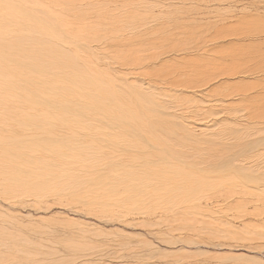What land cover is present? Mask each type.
Segmentation results:
<instances>
[{"label":"rangeland","instance_id":"obj_1","mask_svg":"<svg viewBox=\"0 0 264 264\" xmlns=\"http://www.w3.org/2000/svg\"><path fill=\"white\" fill-rule=\"evenodd\" d=\"M84 1L86 3H89L88 1L92 2V0ZM84 1L82 0L81 2H83L82 5L85 8L86 3ZM100 1L95 0L93 2V5L95 4L94 8L97 9L98 7V11H102L103 13L105 11L106 14L108 12L109 14H113V11L116 12L113 9L116 4L119 5H116L117 14H113L115 19L114 24L117 25L113 26L117 28L120 24L119 30L121 32L114 30L111 34V36L113 35L112 38L115 45L112 40V44H110V40H107V42L106 40L105 42L100 40L99 43L102 44L99 50L84 46L85 49L81 47L82 52L80 51L81 49L77 48L80 55L79 59L80 61L83 60L81 56H85L91 49L87 53L88 56H92V58H95L93 60H98L101 64L95 61L96 66L92 65L95 62L93 60L89 61L92 58L90 57L91 59H89L87 55L85 57L88 59L83 57L84 61L89 62L91 65L87 62L82 63L83 61L81 63L83 65L86 64L89 70L91 68L93 71H97L93 72L90 70L94 75L99 78L101 77V80L107 81L110 84L108 87L125 90L128 96L126 106L136 115V118L133 117L132 122L138 121L141 125L138 129L142 130L132 128V133L129 132L130 134L128 131L123 132L120 120H116L118 122L115 125L116 131H119V134L126 132L125 134L129 137L126 138L136 137V140L140 138V132H148L146 134H148L149 140L151 139L153 143H157L158 141L164 146L162 150L152 151L153 143H150V140V142L148 141V148L150 150H144L142 147V151L145 154H134L131 150L132 147L126 150L127 154L125 151L123 153L119 152V157L128 156L127 158H133L135 161H138L139 158L142 164L139 161L132 162L133 164L137 163L134 166L132 163H129L128 168L130 167V170L126 169L127 171L131 172L136 167L134 168L135 171H132L134 174H130V176L134 178L136 173L139 176L141 174L142 180L140 181V177V179H132L129 176L130 178H126L125 184L130 185L139 181V185L141 186L144 183L142 181H146V179V183H148V180L150 182L152 180L157 182L158 179V181L164 182L163 178L168 181H175L176 179L181 181L176 187L181 184L189 185L188 191L185 194L186 199L182 198L181 201L192 198L193 202L190 200L192 203L189 202V204L182 207L169 208L168 206L173 205L166 204L169 196L168 192H165L168 190L165 189V186L169 185V183L164 187L162 185L163 189L159 187L161 185H155L159 190H163L162 192H165V194L167 193L168 197L166 200H163L166 202L163 209L149 210L147 208V211L142 210V208L146 207H142L143 205L152 204L156 201L155 199H151L150 201L149 196L146 198L147 194H149L146 191V195L143 194L144 200L142 201L133 196L132 198L121 199L120 201H123V204L109 203L105 205L102 209L104 212L106 211V215L102 217L94 205L91 207L84 206L85 208H83L82 204L69 203L72 201L69 199H75L71 192H63L62 196L56 192L58 196L66 197L64 200L62 198V201L59 202L56 200L58 196L48 191L49 197L45 200V202L47 201V206L44 204V201L43 204H38L40 206H38L39 209L45 205L46 211L43 210L44 208L38 211L36 210L37 207L34 208L33 206L23 208L21 204L17 206L13 205V207L11 203L6 204L8 201L5 202L3 199H0L1 205L5 202L3 205V207L6 206L4 207L5 209L10 207L14 210L7 216L16 217V219H21L22 222L26 220L30 222L29 220L31 219H28L30 213L34 219L31 221L33 223L35 221V225L37 222V224H40L37 226H41L43 229H46L45 226H47L48 221L51 219L54 221L63 218L72 219L74 221L71 223L72 227L75 226L73 229L71 228L72 238H82L83 236V241L89 243H92V239L95 238L94 242L99 249H104L106 248L105 246L109 247L111 245L108 248L111 255H105L101 259V256L97 257L94 254L95 257H86L84 260L77 259V263L75 262V264L86 262H93L95 264H264V0ZM108 1L110 3L113 2V5L107 4L109 8L106 6V2L108 3ZM114 1L117 3L114 4ZM118 1L120 2L118 3ZM124 2L127 6L126 9ZM101 3H105V5L103 6ZM119 8L121 9L119 10ZM95 9H90V11L94 12ZM115 14L119 17H124L119 18ZM123 18H127V20ZM116 20H120L119 24ZM127 21L129 26L125 23ZM121 22L128 27H124L128 33L121 26ZM136 25L138 26L137 29L135 28ZM143 27H146V30L148 28V31H145V33H148L143 34L145 30ZM150 30L153 34L151 32L149 34ZM120 33L122 36L124 35L126 42L122 40L124 37L122 38ZM118 34L121 36L120 39H118ZM132 34L143 37L141 39L136 37L137 39L135 40L136 35H134L135 41H133ZM92 35L93 33H91V37ZM127 35L131 36L128 37ZM146 35L152 36V38L145 37V43H140ZM127 38H129L131 43L130 41L128 42ZM154 40L155 42L161 40L159 43L157 42L158 45L154 46L155 48L150 47ZM119 41L121 44H126L127 46L130 43V48L133 47V43H137V47L134 46L133 48L140 50H138L140 52L139 55L144 53L141 57L147 56L145 59H149L148 56L154 55V52L159 53L160 60H163L162 63L165 62L167 65L164 63L162 65L158 58L154 63L148 61L149 63L143 62L139 66L134 63L135 69H132L134 68L132 63H129L131 64L129 66L121 60H117L116 62H119L118 67V63H115L114 60L112 62L109 56H114L116 50L120 49L118 45L116 47L115 43ZM92 44L96 45L97 43ZM104 44L108 45V48L113 46L107 51ZM172 46L175 48V51L168 50ZM101 47H105L104 51L110 53H102L103 49ZM112 48L113 50L115 49L114 52L111 50ZM121 48L123 47L121 46ZM200 48L202 49L200 50ZM145 50L146 53L148 52L146 55ZM91 51L94 52V55ZM84 52L85 55H83ZM156 54L153 57H156ZM101 55L105 58L108 55L109 58L107 57L108 59L104 58L103 60ZM193 59L196 60L192 61ZM104 63L105 65L103 66ZM143 64L146 65L143 66ZM197 64L206 67V77L197 78L196 76H192L190 71L188 72L189 67L196 66ZM158 65L163 67L158 68ZM131 66L132 68L130 69L129 67ZM137 66L140 67L139 70ZM146 66H149V69ZM178 66L183 68L188 76L184 73L182 74L185 71L180 68L179 71ZM120 67H123V69ZM233 67L237 68V70H233ZM104 68L105 71H101ZM117 68L121 69L122 73L125 72L124 74L127 77H119L121 72L118 71L121 70ZM160 68L163 69L159 71ZM145 69L147 70L145 71ZM208 69L210 70L207 71ZM99 70L101 73H98ZM106 72L108 76L105 75ZM114 79L118 83L122 80L121 85L116 83ZM140 84H142V87H140ZM116 85L120 87L118 88ZM127 87L130 88V91ZM132 95H138L139 98L135 96L133 98ZM134 99H137L136 102L139 105L135 103ZM143 99L144 101H142ZM122 100L125 101L123 98ZM129 101L130 103L133 102L132 105L128 104ZM138 110L143 113L140 115ZM137 113H139V117ZM137 117L140 119H137ZM154 117L156 118L154 119ZM142 118L144 119L143 121ZM146 118L148 119L146 120L147 122L145 121ZM160 118L161 120L158 121ZM162 118L165 123L162 121ZM91 120L99 121L96 119ZM108 120L113 121L115 119L109 118ZM88 121L89 123H97ZM159 125L161 127H158ZM145 126L146 128L144 129ZM148 126V129H154L155 132H153V129H150L153 135L151 132L149 133V130L146 131ZM118 128L122 131L118 130ZM168 128L170 129L168 130ZM134 132L138 134L136 133L134 136ZM160 132L162 133L161 135L159 134ZM64 133L66 135L71 134L67 130ZM156 133H158L157 138L150 137V134L151 136H155L157 135ZM121 136L122 134L119 137ZM73 137L71 136L67 139V142L73 144ZM130 143L131 146L134 145L132 143L137 144L135 147L142 144V142L137 141ZM139 147H137L138 150H141V147ZM133 156L137 157L134 158ZM158 164L160 165L158 166ZM144 165H147V167ZM150 166L151 168L158 166L157 170L155 169V175H152L154 178L151 176L152 180L150 177H147V172L145 173V170L147 169L148 171L150 169L148 167ZM114 168L117 169L118 167ZM118 169L117 171L121 170V168ZM136 169H138L137 172ZM162 171L165 172V176H172V178H166L165 176L158 177L157 173L161 172L160 175H162ZM144 174H146L147 178L145 176V178L142 177ZM173 175H175V179H173ZM99 179L98 181L100 182ZM219 180L220 183L218 182ZM104 184L105 180L101 178V186L99 185V187L102 188ZM154 184L150 186V183L148 187L143 184V187L152 188ZM211 184H214L216 187H213ZM182 190L186 192L185 188H182ZM96 191L101 192L95 189ZM67 193H70L73 197L68 196L70 194ZM177 194L174 195H180ZM178 197L181 198V195ZM127 203L128 205H126ZM89 208H92V211ZM108 209L109 211L112 210V212L109 213ZM116 209L120 213L119 216L115 212L117 211ZM18 213L19 215H17ZM114 213L117 218H111V216H115ZM58 215L60 216L58 217ZM46 217H50L51 219L48 218L49 220L45 222L41 220L46 219ZM75 221L77 222L75 223ZM57 228L59 229L60 227ZM94 230L99 235L93 238L90 234ZM86 232L89 233L87 234ZM36 233L39 235L42 232ZM76 235L80 236L77 237ZM107 235L108 237H106ZM55 248L61 254L69 253L59 246Z\"/></svg>","mask_w":264,"mask_h":264},{"label":"bare ground","instance_id":"obj_2","mask_svg":"<svg viewBox=\"0 0 264 264\" xmlns=\"http://www.w3.org/2000/svg\"><path fill=\"white\" fill-rule=\"evenodd\" d=\"M81 1L82 0H0V199H3L5 202L8 201L6 204L11 203L12 206L13 205L17 206L18 204L19 205L21 204L23 205V208H27L30 206H33L34 208L37 207L36 210L39 211L42 210L45 205L47 206L46 204L47 201L45 202V200L47 197H49L48 196L49 194H47L48 191L55 193L54 195L57 196L58 194L61 195L63 192L68 191L73 193L72 195H74L75 197V199L73 198L69 199L72 200L69 203L82 204L83 208L87 206L91 207L92 205H94L96 207L95 209L98 210V213L102 217H105L106 215L105 213L106 211L104 212L102 209L105 207V205L109 203L123 204L124 202L120 201L121 199L123 198L126 199L130 197L132 198L133 196L136 199L138 200L140 199V201H142L144 200L143 194L146 195V191L147 193H149L147 194L146 198L149 196L150 201L151 199H155L156 201H154L152 204L148 203L147 205L146 204L143 205L142 207L146 206L145 208L141 207L143 211L144 210L147 211L148 209L149 210L163 209V206L166 203L163 200H166L168 196L169 197L167 199L166 204L167 205L173 204L168 206L169 208L170 207L177 208V206L182 207L186 204H189L190 200L192 201V198H190L189 196L188 197L190 198V200L181 201L182 198L186 199L185 194L188 191L189 185L181 184L180 186L176 187L177 185L180 184L181 181L176 180L174 178L175 175H173V179H175V181L174 180L168 181L163 177L162 178L164 179V182L162 181L160 182V180L158 181V179L157 182L152 180L151 176L155 175V169L158 168L160 164H158V166L155 168L153 167L151 168V166L148 167L150 168L148 169V171L147 169L145 170L144 168L145 173L147 172L146 173L147 177H150L153 183L150 182L149 180L148 183H146L147 179L146 181L143 180L142 182H144L143 184L146 187H148L150 183H151L150 186H152V184H154L155 182L152 188L151 187L145 188L143 187V184L140 186L139 181H137L138 183L133 182L134 184H130V185L125 184L126 178L128 179L130 174L131 175L134 174V172L132 173V171L133 170L135 171L134 168L136 167L134 168L132 167L133 170H131V172L127 171L126 169L130 168V167L128 168L129 163L136 162L137 160L135 161L133 160V158L129 159L127 158L128 156L119 157L120 155H118V153L119 152L123 153L124 151L126 153V150L127 149L129 150V148L132 147L131 150L133 151L134 154L136 153L145 154L144 151H142V147L144 150H150L148 148L149 147L148 141L150 142L151 139L149 140L148 138L149 136L148 134H146L148 132H143V131L140 132V136L138 135L140 137L138 138L139 140L138 139L136 140V137L135 138L130 137V139H128L129 137L127 134H125L126 132L123 134L124 131H128V133L129 132L132 133V128L137 130L141 126L138 121H137L138 123L135 121L132 122L133 117L136 118V115L135 113L130 111V109H128V106H126L128 96L125 93V90L116 89L114 87L113 88L108 87L110 86V84L107 83V81H105L104 79L101 80L100 79L101 77L99 78L98 76L94 75L91 72L93 70L90 67L89 68L91 71L88 69L86 64L85 65L82 64L87 62L84 61L83 57H85L86 55L88 56L87 53L90 52L91 49L89 51L87 50L88 52L86 53V55L84 52L83 55L85 56L83 57L81 56L83 60L80 61L79 59L80 55H79V51H77V48L81 49V47L84 48V46H86L87 48L93 47L99 50L100 45L102 44L99 43L100 40L104 42L105 40L106 42L107 40H110L109 41L110 44H112L111 43L112 40L114 44V39L112 38L113 35L111 36V34L114 30H119V26H120V24L118 23L120 20L119 21L116 20V22L119 25L117 28H114L117 25L114 24L115 19L113 16V14L117 12L116 5L118 4H116L117 2L115 3L116 0L114 1V4H116L115 5L116 8L115 7L114 9L112 8L113 10H116V12L113 11L114 12L113 14H109V12L107 13L111 16L107 15L105 11L104 13L102 11H98L99 10L97 7L98 5L96 6L98 10L95 9L94 8L95 4L93 5V2L95 0L94 1L92 0V2L88 1L89 3H86L83 0L84 3H86L87 8L86 7L84 8V6L82 5L83 2ZM120 1H118V3ZM109 3L110 1H108V3L106 2V6H108L107 4ZM110 4L113 5V2ZM104 5L105 3L103 4V6ZM124 5L126 9L127 8L126 3ZM90 9H95V11L94 12L90 11ZM120 9L121 8H119V10ZM122 17L124 16H121L119 18ZM123 19L127 20V18L126 19L123 18ZM125 23L126 25H128L127 24L128 21ZM122 24L123 23L121 22V26L124 28L126 25L123 24L124 25L123 26ZM126 28L128 27L126 26ZM126 28L124 29L126 30ZM135 28L137 29L138 26L136 25ZM140 29L142 30V28ZM144 29L145 30L143 31L144 32L143 34L148 33V32L145 33V31H148V28L147 30L146 27ZM151 30L149 31V34ZM119 32L121 31L119 30ZM126 32L124 33L126 34ZM91 33H93L92 37H91ZM134 35L136 34H132V38ZM148 35L142 38L143 39L142 42H140V39L143 36L139 37V35H136L135 40L137 39L136 37H139L140 38V39L138 38L139 42L143 43L144 40L146 39L145 37L147 38L150 37ZM121 36H119L118 34L119 37L118 39H120ZM130 36L131 35H129L128 37ZM123 37L124 35L122 36V38ZM150 38H152V36ZM122 40L123 41L125 40L126 42L125 37ZM127 40L128 42L130 41L129 38H127ZM135 40L133 38V41ZM155 40L154 42L152 41L153 43H155V45H153L152 43L150 47L155 48L158 45V43L161 41L160 40L155 42ZM92 43H97V44L95 45ZM115 43H116V47L118 45L120 49L116 50L115 54L113 53L114 56H109V57H111L112 62L115 61V63H118L117 66L119 65V62H116L117 60H121L124 64H128L129 66L131 65L129 63H132V66L134 65V63L138 64L139 66L143 62L149 63L148 61H150V63H154L156 59L158 60L159 58L160 60V55L157 52L156 53L159 55V57H157L158 55L155 52L154 55L156 54V57H153L154 55H151L150 53L152 52H150L149 54L153 57V59L151 56H150L151 58L148 56L149 59L146 58L147 60L145 59V57L147 56H144V58H142L141 55H143L144 53L139 55L140 50L133 48L134 46L137 45V43H133V47L131 48L129 47L131 41L128 46L126 44L125 45L121 44L120 41ZM112 46L108 48V45H105L106 48L105 47L104 48L107 49L108 51V49H110ZM121 46L123 48H121ZM104 48H102L103 51ZM201 49L202 48H200V50ZM111 50H113V48ZM168 50L175 51V48L172 46V48H169ZM80 51L83 52L82 49ZM103 51L102 53L104 54L110 53ZM114 51L115 49L113 50V52ZM146 54H148V52L146 53L145 50V55ZM88 57L89 59L92 58V56H88ZM107 57L106 58L103 57V60L104 58L105 59L109 58ZM86 58L87 57H85V59ZM93 59L95 58H92L89 61H92ZM195 60L193 59L192 61ZM93 61L95 62L96 60ZM162 61L160 60L159 62L162 63ZM96 62L93 63L92 65H95ZM163 63L165 64V62ZM172 64L174 63L172 62ZM89 65L91 64L89 63ZM104 65L105 63L103 64V66ZM145 65L146 64H143V66ZM165 65H167V63ZM132 66L129 68L131 69ZM138 66L137 68L139 70L140 67ZM146 67L147 69H149L148 68L149 66ZM159 67H163V66L158 65V68ZM120 68L123 69V67ZM135 68L136 67L132 69ZM179 68L180 67L178 66V70ZM117 69L121 70L119 68ZM147 69H145V71ZM150 69L152 68L150 67ZM161 69L163 68H160L159 71ZM180 69L182 70L183 68ZM209 70L210 69H208L207 71ZM233 70H237V68L236 69L234 68ZM101 71H105V68L104 70L102 69ZM189 71L192 74V76H196L197 78L206 77V73H207L206 67L198 64L196 66L194 65L193 67H189L188 72ZM217 71L219 70L217 69ZM93 72H97V71L94 70ZM118 72H121L119 77L120 76L121 78L127 77V75L124 74L125 72L127 73V70H125V72L123 73L122 70ZM98 73H101L100 70ZM183 73L187 75L186 71L182 72V74ZM121 74L124 76L122 77ZM105 75H107V72ZM128 75L130 76V74ZM131 75L133 74L131 73ZM115 81L116 83H118L117 80ZM120 83L118 84L121 85ZM140 87H142V84H140ZM130 88H128L129 91ZM134 96L136 98L138 97V95L137 96L134 95ZM122 98L125 101H123ZM136 101L137 99L135 100V103L138 104ZM142 101H144V99ZM132 103H130L129 101L128 104L132 105ZM139 113L141 115V113L143 112H139ZM139 113H137L138 117H139L138 115ZM138 117L137 119H140ZM109 118L111 119L114 118L115 119L113 120L114 122L112 120H108ZM155 118L156 117H154V119ZM91 119L94 120L96 119L99 120L100 122L93 121ZM88 120L97 123H89ZM116 120H120L119 122L121 123V127L123 130V132L121 133L122 134L121 137H119L121 134H119V131H116L117 129L115 128L116 127L115 125L118 123L116 122ZM143 120L144 119L142 118V121ZM146 120L148 119L146 118L145 121ZM160 120L161 118L158 121ZM162 124L163 123H161V125ZM161 125H159L158 127H161ZM146 126L144 127V129L146 128ZM148 128L149 126L147 127L146 131L149 130V133L151 132L152 134V131L150 129L153 128L150 129ZM170 128H168V130ZM64 130L70 131L71 134L66 135L64 133L65 132ZM118 130L121 129L118 128ZM138 130H142V129H138ZM153 132H155L154 129ZM136 133L135 132L133 133L134 136ZM151 134L150 137H154V139L157 138L158 136V133H156L157 134L155 135L156 137L151 136ZM159 134L161 135L162 133L160 132ZM71 136H74L73 139L71 138L73 144L67 142L68 141L67 139H69ZM129 141L142 142L141 146L139 145L141 148L137 146L141 150H138V148L135 147V145H137L135 143H132L134 145L131 146V143ZM150 143H153L152 140ZM152 145H153L152 151L154 150L159 151L162 150L164 147L158 141L157 143H153ZM137 156H133V157L135 158ZM138 161L140 163L139 158ZM140 164L138 165L139 169H140ZM144 166L147 167V165ZM106 167L107 169L103 171L104 168ZM114 167H118L119 169L121 168V170L117 171L118 168L115 169ZM137 170L138 169H136V172ZM172 172L174 171L172 170ZM160 173H157V175H159L158 177L166 175L165 172L163 171H162V175H160ZM146 174H144L142 177L144 176L146 177ZM136 176L137 178H135ZM140 176L136 173L134 178H132V176L130 177L132 179H138ZM155 177L158 178L157 176ZM165 177L172 178V176H165ZM98 178H100L99 179L100 182L98 181ZM101 178L105 180V184L103 185L102 188L99 187V185L101 184ZM141 180L142 178L140 179V181ZM172 182H173V186L171 187ZM218 182L220 183V180ZM168 183L169 185H167ZM214 184L211 185L213 187H216L214 186ZM155 185H161L159 186L161 188L162 185L163 187L167 185L168 187L165 186V189L168 190L165 192H168V196L167 193L165 194V192H162L163 190L162 191L159 190V188ZM182 188H185L186 192H183ZM95 189L101 192H97V191L95 192ZM56 192L58 194H56ZM74 192H78V193L74 194ZM176 193L180 194L181 198L178 197L180 196L178 194H177L178 196L174 195ZM72 195L70 194L68 196L73 197ZM61 196H58L56 200L61 202L63 198ZM43 201L45 202L44 203L45 205H43V208L41 206L42 209L41 208L39 209L38 206L41 205L40 203L43 204ZM4 203L2 204L4 205ZM3 205L0 204V264H69L71 261H73L71 262V264L72 263L75 264L77 259L84 260V258L86 257L87 258H90L91 256L93 257L94 254H96L97 257L101 256L100 257L101 259L104 258L105 255L106 256L111 255L108 249L111 245L110 246L108 245L109 247H107L104 244L106 248L99 249V247L95 244L94 236L97 235L95 230H94L95 232L93 231L94 233L92 232L90 234L94 238L92 239L93 240L92 243L83 241L82 235H81L82 238H75V237L72 238L71 228L73 229L75 227L74 225H73L74 227H72L71 223L74 222L72 219L63 218V219H56L54 221L50 217H48L49 219L52 220V221L51 220L48 221L49 219L46 217V219H41L44 222L48 221L47 226H45L46 229L45 228L43 229L41 228V226L38 227L40 224H37L36 222L35 225L34 224L35 221L34 223L31 221L33 219L32 217L33 215L31 216L30 213L28 216V219H31L29 220L30 222H27L28 220L22 222L21 219L19 220L16 219V217L7 216L14 210H12L10 207L5 209L4 207L6 206L3 207ZM126 205H128V203ZM51 207L53 206L51 205ZM127 208H132V207H127ZM132 209H138V208H132ZM43 210L46 211L45 208ZM107 211H109V209ZM110 212H112V210L109 211V213ZM115 212L118 213V210ZM119 214L120 213H118L117 216H119ZM17 215H19V213ZM59 216L60 215H58V217ZM112 217H116V214L115 216H111V218ZM76 222L77 221H75V223ZM57 227L60 228L58 229ZM36 232H42V233L38 235ZM89 232L86 233L88 234ZM79 236L80 235H78L77 237ZM106 237H108V235ZM81 239L83 242L81 241ZM106 243L108 244V242ZM56 246H59L67 250V252L69 253L61 254L60 251L55 248ZM102 261L104 262V260ZM82 264H95V263L86 262Z\"/></svg>","mask_w":264,"mask_h":264}]
</instances>
